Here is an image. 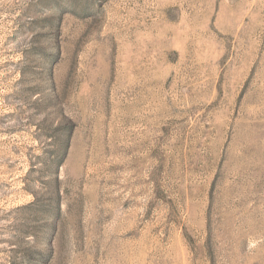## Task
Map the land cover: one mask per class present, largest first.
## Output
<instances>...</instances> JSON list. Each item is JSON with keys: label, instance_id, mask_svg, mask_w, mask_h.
I'll return each mask as SVG.
<instances>
[{"label": "rangeland", "instance_id": "374dc122", "mask_svg": "<svg viewBox=\"0 0 264 264\" xmlns=\"http://www.w3.org/2000/svg\"><path fill=\"white\" fill-rule=\"evenodd\" d=\"M0 264H264V0H0Z\"/></svg>", "mask_w": 264, "mask_h": 264}]
</instances>
